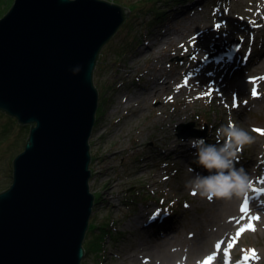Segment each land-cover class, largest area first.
I'll list each match as a JSON object with an SVG mask.
<instances>
[{
	"label": "rangeland",
	"instance_id": "1",
	"mask_svg": "<svg viewBox=\"0 0 264 264\" xmlns=\"http://www.w3.org/2000/svg\"><path fill=\"white\" fill-rule=\"evenodd\" d=\"M0 1L1 19L14 0ZM103 1H115L133 19L101 51L93 73L99 110L89 141L90 192L96 205L86 244L94 253L85 255L86 264H186L184 254L202 236L198 224L205 219L215 226L221 216L231 222L215 251L217 264H264V134L256 131L264 130V23L251 30L264 16V0ZM159 13L164 19L157 22ZM176 33L184 38L158 51L162 38ZM233 39L239 42L234 61L248 56L242 74L257 78L246 89L214 76L217 68L226 70L227 58L206 64L212 46ZM229 118L254 137L239 153L237 167L250 180L246 210L237 213L230 212V198L209 199L188 187L195 173H207L195 149L177 138L180 125L194 123L216 143V129ZM182 145L189 147L186 158L179 157ZM15 149L13 140L0 146V192L11 185ZM141 241L159 246L145 262L130 257L141 254Z\"/></svg>",
	"mask_w": 264,
	"mask_h": 264
},
{
	"label": "water",
	"instance_id": "2",
	"mask_svg": "<svg viewBox=\"0 0 264 264\" xmlns=\"http://www.w3.org/2000/svg\"><path fill=\"white\" fill-rule=\"evenodd\" d=\"M131 19L103 0H14L0 19V112L30 127L13 159L11 185L0 193V264H86L96 205L93 73L101 51ZM238 47L236 39L212 46L206 64L232 59ZM206 135L194 123L177 128L183 140Z\"/></svg>",
	"mask_w": 264,
	"mask_h": 264
},
{
	"label": "clouds",
	"instance_id": "3",
	"mask_svg": "<svg viewBox=\"0 0 264 264\" xmlns=\"http://www.w3.org/2000/svg\"><path fill=\"white\" fill-rule=\"evenodd\" d=\"M80 71L79 65L72 69L74 74ZM216 141L209 143L204 137L189 138V146L195 149L196 162L207 175L195 173L187 185L202 196L229 199L242 194L249 186L247 172L243 167H237V163L240 151L251 145L254 137L249 130L229 118L226 124L216 129Z\"/></svg>",
	"mask_w": 264,
	"mask_h": 264
},
{
	"label": "bare ground",
	"instance_id": "4",
	"mask_svg": "<svg viewBox=\"0 0 264 264\" xmlns=\"http://www.w3.org/2000/svg\"><path fill=\"white\" fill-rule=\"evenodd\" d=\"M257 23L259 24V26L256 25L255 27H251L252 31L257 30V28H261L263 26L264 16ZM175 35L176 36H171L169 34H166V36H164L162 40L159 42V46L157 47L158 51H161V49H163V47L169 44L170 42L172 41L178 42L180 41V39L184 38L183 33H176ZM148 51L152 52V48L150 46H148ZM263 56L264 54L261 57ZM234 59H235L234 57L232 59L227 58L226 60H228L229 64L226 70L223 69V67L221 66L219 69L218 68L216 69V71L214 72L215 74L214 76L216 77L217 73H219L222 75L221 79L223 83L231 84L235 87L240 86V87H243V89H246V87L249 86L248 82H250L251 85L256 84L255 80L257 78L248 79V77L251 76L250 74H246V73L242 74L243 71H246V67L248 66L247 64L248 56H245V54H243V56H240L239 58H237V61H234ZM241 60L242 62H244L243 64H241ZM256 65L257 64H255L254 66ZM129 70H132V69H129ZM238 80L242 81V83L239 84ZM191 86H195V83L192 84ZM225 87L226 85L223 86V89ZM198 89H199L198 87H194L191 90V93L193 94V92L198 91ZM158 91L159 89L155 90L154 93H157ZM217 91H219V89H217ZM218 97L220 98V94ZM134 101H136V99L131 100L130 102H134ZM127 104L128 102L124 103V105H127ZM188 140H183V141H188ZM185 148L189 149L188 146H184V145L181 146L179 157H185L183 153L186 152L185 150H188ZM243 199H244V193L240 195H233L230 198V202L228 204L230 212L232 211V212L237 213L241 211L242 207H246V204L245 202H243ZM233 215H230V216H233ZM230 222H231V218H229V216H221L219 220L216 221L215 226H211L210 224L207 225L206 223H208V221H206L205 219L202 220L198 224L200 226V230L202 231V236L199 237L196 243H193L190 245V247L187 249V252L183 256L184 257L183 260L188 262L186 264H203V261L209 256L212 257L210 264H217L215 251H217L218 249L216 245L218 243L221 244V238L225 235L227 229L229 228ZM138 223H139L138 221L134 223V226L140 227ZM141 225H145L144 220L141 222ZM158 247L159 246L154 245L152 241H149V242L141 241L139 244H137V250H139L141 254H138V255L133 254V255H130V257L132 258L133 256V257L139 258L142 262H145L151 256L152 252H159Z\"/></svg>",
	"mask_w": 264,
	"mask_h": 264
},
{
	"label": "trees",
	"instance_id": "5",
	"mask_svg": "<svg viewBox=\"0 0 264 264\" xmlns=\"http://www.w3.org/2000/svg\"><path fill=\"white\" fill-rule=\"evenodd\" d=\"M174 2H182V0H174ZM2 4L3 3L0 1V6ZM114 4H116L115 1H114ZM4 15H3V13L1 14L2 17ZM161 18L164 19V17L162 15H160V13H159L154 18V20L157 22L158 21L160 22ZM99 58H100V56L98 57V62H99ZM98 110H97V112H98ZM96 122H97V120H96ZM29 131H30V127H22L18 124V122L14 118H11V117L7 116L5 113L0 112V146H3L5 144H9L11 142V140L15 141V148L16 149H15V151L13 150L14 151V157H16L18 154H20L24 150L26 141L28 139ZM7 189H5V190H7ZM5 190H3V191H5ZM134 197H135V195H134ZM145 200H148V199H145ZM159 222H160V220H158V222H154V223L158 224ZM97 230H102V232L105 231V229L103 227L97 228L95 231H97ZM91 232H92V230H91L90 225H89V229L86 233L85 238ZM83 248L85 251V255H87L89 253H94V251H92V249L88 250V247L86 244L83 246Z\"/></svg>",
	"mask_w": 264,
	"mask_h": 264
},
{
	"label": "snow or ice",
	"instance_id": "6",
	"mask_svg": "<svg viewBox=\"0 0 264 264\" xmlns=\"http://www.w3.org/2000/svg\"><path fill=\"white\" fill-rule=\"evenodd\" d=\"M218 27V26H217ZM252 95H257V93H256V90L255 89H253V91H252ZM234 99H235V97H234ZM237 105L234 103L233 104V107H236ZM256 131H259V132H261V134H264V130H256ZM193 195H195V193H193ZM209 199H211V197H209ZM246 210V208H244V207H242L241 208V212H244ZM251 219L252 220H255V219H258V217H251ZM249 229H252V230H254V228H253V225L252 224H248V226H247ZM243 229H241L240 231H242ZM237 235H239V231H238V233H237ZM216 247H217V249H219L220 248V244L218 243L217 245H216ZM250 255H255V253L254 252H251L250 253ZM249 257H245L244 259L245 260H247ZM212 260V257L211 256H209V257H207L204 261H203V264H210V261Z\"/></svg>",
	"mask_w": 264,
	"mask_h": 264
}]
</instances>
